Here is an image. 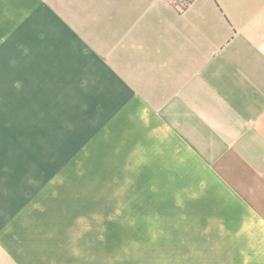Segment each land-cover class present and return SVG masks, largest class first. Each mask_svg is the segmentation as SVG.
<instances>
[{
	"label": "crops",
	"instance_id": "obj_1",
	"mask_svg": "<svg viewBox=\"0 0 264 264\" xmlns=\"http://www.w3.org/2000/svg\"><path fill=\"white\" fill-rule=\"evenodd\" d=\"M84 176L264 264V0H0V264H74Z\"/></svg>",
	"mask_w": 264,
	"mask_h": 264
},
{
	"label": "rangeland",
	"instance_id": "obj_2",
	"mask_svg": "<svg viewBox=\"0 0 264 264\" xmlns=\"http://www.w3.org/2000/svg\"><path fill=\"white\" fill-rule=\"evenodd\" d=\"M61 170L74 173V163H63ZM104 182L102 178L74 177V207L81 208L74 226L78 238L74 264H214L205 249L199 250V243L184 241L177 220L169 224L166 218L152 220L150 210L134 209V194L92 192L104 189ZM103 202H110L111 209H99ZM120 203L127 208L119 209Z\"/></svg>",
	"mask_w": 264,
	"mask_h": 264
},
{
	"label": "trees",
	"instance_id": "obj_3",
	"mask_svg": "<svg viewBox=\"0 0 264 264\" xmlns=\"http://www.w3.org/2000/svg\"><path fill=\"white\" fill-rule=\"evenodd\" d=\"M178 10H184L192 0H168Z\"/></svg>",
	"mask_w": 264,
	"mask_h": 264
}]
</instances>
